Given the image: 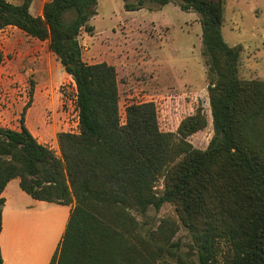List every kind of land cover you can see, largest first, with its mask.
I'll return each instance as SVG.
<instances>
[{
    "label": "trees",
    "instance_id": "trees-1",
    "mask_svg": "<svg viewBox=\"0 0 264 264\" xmlns=\"http://www.w3.org/2000/svg\"><path fill=\"white\" fill-rule=\"evenodd\" d=\"M97 1L50 0L32 16L31 0H0V31L14 27L47 42L71 77L78 130L56 135L58 157L25 126L29 104L18 130L0 126V233L1 194L18 179L32 199L70 207L49 264H155L174 255L175 228L141 233L129 214L164 204L191 234L197 264H264V81L239 77L241 47L221 32L223 0H124L126 11L177 1L199 16L213 127L204 150L187 141L206 127L201 108L176 133L159 130L152 102L126 106L120 123L115 68L85 63L78 42L82 31L93 32ZM3 58L0 46V66Z\"/></svg>",
    "mask_w": 264,
    "mask_h": 264
},
{
    "label": "rangeland",
    "instance_id": "rangeland-1",
    "mask_svg": "<svg viewBox=\"0 0 264 264\" xmlns=\"http://www.w3.org/2000/svg\"><path fill=\"white\" fill-rule=\"evenodd\" d=\"M6 1L14 5L23 2ZM48 1L31 0L29 13L41 15ZM126 2L134 4L135 0ZM223 3L222 36L229 46L241 47L239 77L264 81V0ZM124 4V0L97 1L96 14L88 22L93 32L82 31L78 37L82 60L115 68L120 123L124 122L126 106L152 102L159 130L176 133L180 122L201 108L206 127L187 141L196 149H206L213 127L199 16L181 11L177 1L138 11H126ZM0 46L4 56L0 66V126L19 129L21 113L29 104L24 123L39 143L60 157L56 135L78 132L70 78L48 50L47 42L6 27L0 31ZM18 182L13 179L8 185L6 196L10 200L16 191H22ZM162 190L160 180L156 191ZM129 214L142 226L141 233L156 231L160 225L176 229L174 255L165 253L155 264H197L192 236L173 205L164 204L158 210L150 207L143 215L129 210Z\"/></svg>",
    "mask_w": 264,
    "mask_h": 264
},
{
    "label": "crops",
    "instance_id": "crops-1",
    "mask_svg": "<svg viewBox=\"0 0 264 264\" xmlns=\"http://www.w3.org/2000/svg\"><path fill=\"white\" fill-rule=\"evenodd\" d=\"M67 76L75 89L71 77ZM25 126L28 128L26 122ZM10 182L1 194L4 198L0 233L3 262L49 264L64 232L70 207L34 200L23 191H16L10 200L6 196Z\"/></svg>",
    "mask_w": 264,
    "mask_h": 264
}]
</instances>
